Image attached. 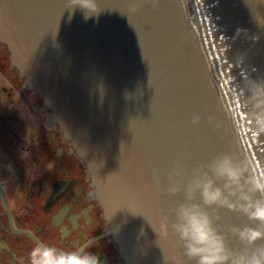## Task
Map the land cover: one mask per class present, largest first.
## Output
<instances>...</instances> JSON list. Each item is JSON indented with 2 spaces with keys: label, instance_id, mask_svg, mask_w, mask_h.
<instances>
[{
  "label": "water",
  "instance_id": "95a60500",
  "mask_svg": "<svg viewBox=\"0 0 264 264\" xmlns=\"http://www.w3.org/2000/svg\"><path fill=\"white\" fill-rule=\"evenodd\" d=\"M66 3L0 0V42L84 161L125 264H187L160 225L193 170L223 152L264 168V137L244 132L238 101L242 78L264 77V0H97L87 21ZM206 211L240 247L230 229L247 218Z\"/></svg>",
  "mask_w": 264,
  "mask_h": 264
},
{
  "label": "flooded vegetation",
  "instance_id": "af4514ba",
  "mask_svg": "<svg viewBox=\"0 0 264 264\" xmlns=\"http://www.w3.org/2000/svg\"><path fill=\"white\" fill-rule=\"evenodd\" d=\"M0 42V264H29L38 243L125 264L88 169Z\"/></svg>",
  "mask_w": 264,
  "mask_h": 264
},
{
  "label": "clouds",
  "instance_id": "9594fccd",
  "mask_svg": "<svg viewBox=\"0 0 264 264\" xmlns=\"http://www.w3.org/2000/svg\"><path fill=\"white\" fill-rule=\"evenodd\" d=\"M158 0H151L156 7ZM87 21L100 14L97 0H67L69 20L76 9ZM130 11H137L135 4ZM243 110L244 132L254 140L264 137V77L242 78L238 96ZM195 117L193 122H197ZM211 118H209V123ZM183 172L179 168L169 174L170 194L181 190ZM158 182V180H157ZM185 201L173 208L172 220L161 223L162 234L169 228L183 249L187 264H264V168L247 156L223 152L193 170L184 186ZM199 199V202H195ZM226 208L247 218L249 224L233 226L231 234L239 242L234 248L217 230L207 208ZM29 264H101L100 257L90 251H58L55 246L38 243L28 253Z\"/></svg>",
  "mask_w": 264,
  "mask_h": 264
}]
</instances>
